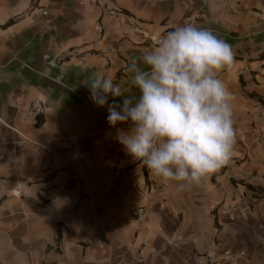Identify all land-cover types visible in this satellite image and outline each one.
<instances>
[{
	"label": "crops",
	"instance_id": "0c3cea01",
	"mask_svg": "<svg viewBox=\"0 0 264 264\" xmlns=\"http://www.w3.org/2000/svg\"><path fill=\"white\" fill-rule=\"evenodd\" d=\"M94 1L0 0V264H264V143L255 141L264 130V0ZM135 23L141 32L130 31ZM185 24L234 49L219 76L233 96L236 143L228 164L180 189L140 161L114 168L134 159L86 84L101 73L137 95L128 58ZM32 104L43 108L38 117L28 116ZM154 185L168 208L150 195ZM139 206L144 220L131 216Z\"/></svg>",
	"mask_w": 264,
	"mask_h": 264
},
{
	"label": "clouds",
	"instance_id": "9594fccd",
	"mask_svg": "<svg viewBox=\"0 0 264 264\" xmlns=\"http://www.w3.org/2000/svg\"><path fill=\"white\" fill-rule=\"evenodd\" d=\"M234 57L233 47L211 29L185 24L128 58L124 71L137 95L101 73L86 85L91 100L107 106V123L125 152L154 177L184 189L233 154V96L219 73L233 66Z\"/></svg>",
	"mask_w": 264,
	"mask_h": 264
},
{
	"label": "built area",
	"instance_id": "2783aa9c",
	"mask_svg": "<svg viewBox=\"0 0 264 264\" xmlns=\"http://www.w3.org/2000/svg\"><path fill=\"white\" fill-rule=\"evenodd\" d=\"M92 3H94L95 1L94 0H91ZM44 15H47V12H44ZM105 15L112 18V19H119L121 16H123V12L119 9H110L108 11L105 12ZM201 17V16H200ZM140 26L135 23V24H132L130 26V31H133V32H141L140 31ZM107 34H103L102 35V38H107ZM123 37L124 38H127L128 37V31H124L123 32ZM157 41H158V38H157ZM96 46H94V50ZM87 55H91V53H87ZM100 55V54H99ZM44 60L48 63V65L52 66V67H56L59 63V60L58 59H55V58H52L49 54H46L44 56ZM42 110L43 108L40 107V106H37L35 104H32L28 110V116L30 117H38L41 113H42ZM261 119V123L262 125L264 126V117H260ZM263 128H258V129H255V141L258 143V144H263L264 143V139H263ZM138 161L136 160H130V161H123V162H119V163H115L114 164V168H120L121 166H124L125 168H128V167H131L133 166L135 163H137ZM8 184V180L1 177L0 176V191H3L5 190L6 186ZM150 189H151V194L152 196H154L156 198V200L159 201V203L164 207V208H168L169 207V202L165 196V191H164V188L162 186H159V185H154V186H150ZM12 194L13 196H20V191L19 190H13L12 191ZM242 201L244 202L245 201V198L242 199ZM224 206V204H221L220 207ZM250 204L248 203V206H245L244 208L242 207H237V206H229L227 207V213L230 214V213H239V214H244L246 213L247 211L250 210ZM131 216L133 218H136L138 220H144L147 218L148 216V211H147V207L146 206H139L137 208H134L132 211H131ZM144 245H146V240L143 241Z\"/></svg>",
	"mask_w": 264,
	"mask_h": 264
},
{
	"label": "trees",
	"instance_id": "16d2710c",
	"mask_svg": "<svg viewBox=\"0 0 264 264\" xmlns=\"http://www.w3.org/2000/svg\"><path fill=\"white\" fill-rule=\"evenodd\" d=\"M61 234H59V238H60Z\"/></svg>",
	"mask_w": 264,
	"mask_h": 264
}]
</instances>
